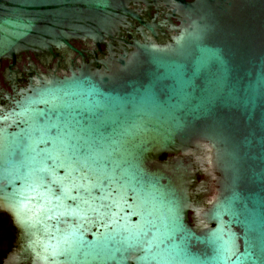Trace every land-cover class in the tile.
<instances>
[{
  "label": "water",
  "instance_id": "1",
  "mask_svg": "<svg viewBox=\"0 0 264 264\" xmlns=\"http://www.w3.org/2000/svg\"><path fill=\"white\" fill-rule=\"evenodd\" d=\"M23 53L51 68L1 99L11 264H264V0H0Z\"/></svg>",
  "mask_w": 264,
  "mask_h": 264
},
{
  "label": "flooded vegetation",
  "instance_id": "2",
  "mask_svg": "<svg viewBox=\"0 0 264 264\" xmlns=\"http://www.w3.org/2000/svg\"><path fill=\"white\" fill-rule=\"evenodd\" d=\"M190 2L192 0H185ZM154 14V11L151 12ZM104 49V47H101ZM51 65L44 68L38 57L31 53H23L16 57L15 64L11 60H3L0 63V100L5 99V94L10 97L14 96V87L21 89L27 86L28 80L36 72H45L50 69ZM13 76L14 83L6 79L7 76ZM0 104H6V101H0ZM18 231L13 225L11 218L3 213H0V264H11V258L16 254L18 247ZM14 264V263H12ZM19 264H30L28 261Z\"/></svg>",
  "mask_w": 264,
  "mask_h": 264
}]
</instances>
